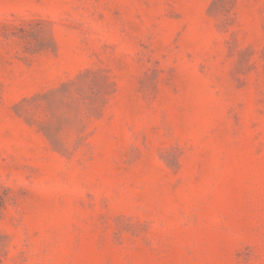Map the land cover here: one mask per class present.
Here are the masks:
<instances>
[{"label":"rangeland","instance_id":"rangeland-1","mask_svg":"<svg viewBox=\"0 0 264 264\" xmlns=\"http://www.w3.org/2000/svg\"><path fill=\"white\" fill-rule=\"evenodd\" d=\"M0 264H264V0H0Z\"/></svg>","mask_w":264,"mask_h":264}]
</instances>
